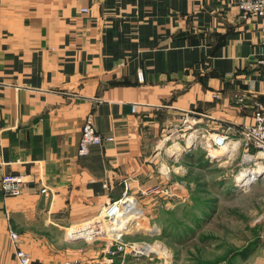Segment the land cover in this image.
Instances as JSON below:
<instances>
[{
    "label": "crops",
    "instance_id": "1",
    "mask_svg": "<svg viewBox=\"0 0 264 264\" xmlns=\"http://www.w3.org/2000/svg\"><path fill=\"white\" fill-rule=\"evenodd\" d=\"M1 12L0 178L25 184L0 189V264H20L12 231L35 264H93L103 243L68 240L69 228L127 192L167 198L147 190L211 168L201 147L171 145L239 128L264 100V16L236 1L2 0ZM89 113L113 139L80 156Z\"/></svg>",
    "mask_w": 264,
    "mask_h": 264
},
{
    "label": "rangeland",
    "instance_id": "2",
    "mask_svg": "<svg viewBox=\"0 0 264 264\" xmlns=\"http://www.w3.org/2000/svg\"><path fill=\"white\" fill-rule=\"evenodd\" d=\"M250 155L238 149L231 159L212 161L207 170L194 169L187 186L174 190L181 194L179 197L154 190L150 193L168 197H159L154 206L137 199L139 205L133 219H142L144 226L124 229L127 233L120 238L129 243L126 253L119 251L120 238L96 240L103 243L98 259L113 256L114 264H264V178L241 187L235 182L242 169L263 166L255 163V152ZM194 176L201 179L191 184ZM108 234L102 226L99 236L110 237ZM138 242L148 244L143 250L151 252L135 254L137 249L130 247ZM112 251L117 254L112 255Z\"/></svg>",
    "mask_w": 264,
    "mask_h": 264
},
{
    "label": "built area",
    "instance_id": "3",
    "mask_svg": "<svg viewBox=\"0 0 264 264\" xmlns=\"http://www.w3.org/2000/svg\"><path fill=\"white\" fill-rule=\"evenodd\" d=\"M236 1L238 4L239 9L246 15H257V16H264V0H233ZM2 0H0V20L2 16ZM262 45L264 47V39L262 41ZM259 63L264 65V52L262 57L259 59ZM216 96H219V94H216ZM239 100H243L242 97L239 98ZM136 110V106H133V111ZM198 122V119L195 115H192L190 113H186L185 117L183 118L182 124L185 126L194 127L196 123ZM192 131H195V128H192ZM234 131V132H233ZM231 133H236V139L233 141ZM196 135V136H193ZM191 136L195 137L193 140L194 145L201 147L205 153L207 158L212 162L214 160H218L213 154L212 151L219 149L223 150L225 147H232L233 144H238V149H242L245 155H250V152H255V156L253 157L255 159V163H263L264 166V100L263 101H256L255 102V109L252 115V120L248 123H244L241 127L235 128L234 126H229L225 131H204L199 132L197 134H194L193 132L188 133L187 139ZM112 137H104L102 136L94 123V116L92 113H89L86 115L83 125H82V131L81 136L79 140V150L78 153L80 156H86L89 154L90 149L92 146L95 145H101L105 140H112ZM237 149V150H238ZM236 151H228V155H225V159H231L236 154ZM252 159V158H251ZM24 184H25V176L20 173H6L0 178V189L9 196H17L20 195L24 190ZM186 180H181L178 182L177 188H183L187 186ZM125 187L128 189L129 184L128 181L125 180ZM175 189L172 188H165L163 189L161 186H156L154 188H150L147 190L148 193L152 191H164L165 193L170 194V196L173 195V191ZM41 192L44 194L49 193V189L47 187H42ZM128 197H133L135 200V203L139 205L138 200L135 196H132L130 193H126L122 198L117 200H111L107 202L101 210V214L91 220H88L84 223L74 225L73 227H76L75 229L69 228L67 232V237H72L74 239H82L87 242H94L96 240L100 239H112L118 240L122 235L127 233V231L124 232H116L113 229H109V234H111L110 237H101L99 236L101 232L100 225L103 224V221L105 220L107 223L111 222L112 219L116 216H120L123 214H128L130 212L129 209H125L122 201L125 200ZM103 215V216H102ZM101 217V218H100ZM85 223H88L85 227H81L85 225ZM71 229V230H70ZM11 239L16 244V256L20 262V264H35L31 254L20 248L18 246V243L20 241L19 234L16 232H11ZM118 248L119 251L127 252L128 244L126 242H123V240L120 238L118 241ZM148 244H143L142 242L134 243L132 247L135 250V254H138L140 256L141 254H145L146 252L143 250L144 247H146ZM117 254L116 251H112V255ZM147 254V253H146ZM64 264H78L77 261L74 260H67L64 262ZM93 264H114L113 256H110V258H107L105 260H95ZM163 264H169V261H165Z\"/></svg>",
    "mask_w": 264,
    "mask_h": 264
},
{
    "label": "bare ground",
    "instance_id": "4",
    "mask_svg": "<svg viewBox=\"0 0 264 264\" xmlns=\"http://www.w3.org/2000/svg\"><path fill=\"white\" fill-rule=\"evenodd\" d=\"M193 136H196V135H193ZM193 136H191L192 137L191 139L189 137L185 149H184V147L182 148V145L179 142H174L171 145V147L169 148V150H171V151H179V150L184 151V150H186L187 147H191V145L193 144V140L195 138ZM237 149H238V144L235 143V144H233L232 147L227 146L223 150H219V149L213 150L212 154L214 156H217V155L223 156L224 153L225 154L229 153L228 151L234 152ZM219 151H223V152L218 153ZM248 159H250V158H248ZM260 167H261L260 169H252V170H247V168L242 169L241 172L236 177V181H235L236 186L237 187L246 186V185L252 183L253 181L258 180L259 178L263 179L264 178V166H260ZM122 204H123L124 208L129 209L130 212L128 214L120 215L119 217L118 216L114 217L112 219V222L107 223L106 221H104L105 223L101 224L100 227H102V225L105 226L106 232H109V229H113L116 232H121V231H124V229H127V230L137 229V228H141L144 226L142 219H139L138 217L133 219L134 212H137V210H138V205H137V203H135L134 198L128 197L122 201ZM108 236H111V234H109ZM157 249H158V247H157ZM164 250H166V249L164 248ZM144 251L147 253L151 252L150 249H148V250L145 249Z\"/></svg>",
    "mask_w": 264,
    "mask_h": 264
},
{
    "label": "water",
    "instance_id": "5",
    "mask_svg": "<svg viewBox=\"0 0 264 264\" xmlns=\"http://www.w3.org/2000/svg\"><path fill=\"white\" fill-rule=\"evenodd\" d=\"M218 160H222L225 158V156H215ZM68 240H74L72 237H67Z\"/></svg>",
    "mask_w": 264,
    "mask_h": 264
},
{
    "label": "trees",
    "instance_id": "6",
    "mask_svg": "<svg viewBox=\"0 0 264 264\" xmlns=\"http://www.w3.org/2000/svg\"><path fill=\"white\" fill-rule=\"evenodd\" d=\"M199 185H201V184H199ZM196 191V193L197 194H199V191H198V189L197 190H195ZM196 193H194V195L196 194ZM193 194V193H192ZM209 202V201H208ZM208 202H206V204L208 205ZM208 207V206H207ZM211 209V208H210ZM209 210V209H208ZM204 214L203 215H206V213L207 212H203ZM185 232H184V234L183 235H186L185 233H186V230H184Z\"/></svg>",
    "mask_w": 264,
    "mask_h": 264
}]
</instances>
